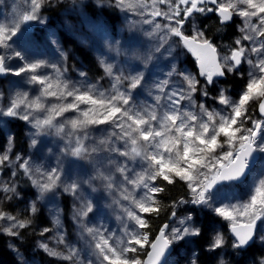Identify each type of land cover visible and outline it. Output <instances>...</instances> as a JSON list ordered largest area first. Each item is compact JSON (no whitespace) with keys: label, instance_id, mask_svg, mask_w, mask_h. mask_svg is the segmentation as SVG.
<instances>
[{"label":"snow or ice","instance_id":"obj_1","mask_svg":"<svg viewBox=\"0 0 264 264\" xmlns=\"http://www.w3.org/2000/svg\"><path fill=\"white\" fill-rule=\"evenodd\" d=\"M93 3L98 9L120 12L126 19L136 17L129 28L139 27L154 40L151 54L143 57V65L138 64L137 69L147 70L149 62L167 54L170 70L163 79L153 81L148 92L151 102L141 103L136 97L137 90L143 92L147 83L144 71L125 74L124 69L102 58L99 63L109 78V87L104 88L99 81L89 82L83 71L79 72L83 81L74 82L62 64L32 58L16 49V41L32 23L46 22L42 11L54 6V0H25L22 13L13 11L11 16L0 18V77L23 76L35 88V94L31 89L12 91L7 100L0 91V125L12 119L25 122L31 130L32 148L37 146L38 137L55 135L64 141L63 154L77 160L93 162L100 153H107L104 170L97 167L90 178L69 179L59 159L55 167L46 169L31 156L14 152L15 135L7 132L6 146L0 152V235L20 240L21 230L30 228L40 211L38 201L64 194L75 202L72 218L91 238L90 244L81 249L66 241L62 209L57 208L53 211V239L63 247L58 250L48 242H39L37 247L66 264H169L173 245L187 243L202 232L192 212L177 215V209L186 205L210 211L228 222L231 239L216 231L205 246L206 252L230 248L239 255L257 244L264 248V168L255 173L253 169L257 157H264V0ZM4 4L5 0H0V5ZM209 15L216 16L222 27L239 20V35L231 45H224V52L195 22L197 16ZM145 25L147 29H143ZM108 48L128 61L141 59L136 52L122 53L118 42L114 49L112 44ZM177 49L195 58L197 72L177 68L178 56L173 54ZM60 56L67 59L64 51ZM13 60L18 61L16 66ZM229 75L243 81L239 93L233 97L230 88L221 87L217 95H211L210 86ZM209 100L220 107L209 105ZM257 110L259 118H254ZM97 129L99 137L93 135ZM114 173H119V181ZM18 177L26 178L36 191V199L28 201L23 217L4 207L23 200ZM97 180L110 193L119 192V197L113 198L122 210L117 216L123 221L119 235L89 220L97 205L83 191L85 185L95 191L92 184ZM245 183L248 191L244 198L228 195L234 186ZM169 185H182L187 197L163 205L159 195ZM168 208L169 219L175 223H164L154 230L152 219ZM51 231L45 227L39 234ZM9 247L17 250L15 244ZM23 261L18 252V264ZM189 264H198V253L192 254ZM219 264L226 261L220 259ZM251 264H264V254Z\"/></svg>","mask_w":264,"mask_h":264},{"label":"rangeland","instance_id":"obj_2","mask_svg":"<svg viewBox=\"0 0 264 264\" xmlns=\"http://www.w3.org/2000/svg\"><path fill=\"white\" fill-rule=\"evenodd\" d=\"M86 1L87 0H54V6L52 7L61 5L64 11L58 16V18H53L52 20L44 16L46 18V22L43 24L37 22L39 28H41V31H38V33L36 34L32 33L34 29L31 30V28L33 27L32 25H30L27 32L16 41V49L24 52L25 55L32 58H43L53 63L62 64L67 69V76L70 77L74 82L83 81L84 78L79 77V72L83 71L87 73V80L89 82L95 83L96 81H99L102 87L108 88L109 78L104 75V70L99 63L102 58L107 62H111L117 67L124 69L125 74L133 70H137L136 66H134L131 62H128L124 55H117L114 50H110L108 48V45L112 44L114 49L115 47H117L118 42V46L122 53L132 49L134 52L139 53L143 62V57L151 54L152 48L154 47V40L147 37L144 34V31L139 27L135 29L129 28L130 22L137 19L136 17L130 16L126 19L124 16L120 21L110 23V20L104 14L100 13L95 16H91L83 7ZM78 8L79 12L77 11ZM24 10H26L25 0H5V4L0 5V18L11 16L13 11L19 14ZM197 20L198 16L196 17L195 22H197ZM237 24H239L238 19L234 24V38L239 35L236 29ZM147 27L148 26L145 25L143 26V29H147ZM60 29H65L69 35L73 36L82 46H84L87 50L94 54L101 68V75H89L86 66L82 62L77 61V59H79V56L77 54L78 52L73 50V46L69 41H65L59 35L58 31ZM61 51L67 53L66 60H63L61 58ZM175 52L177 53H175L174 55L178 56V59L176 61L177 68L187 69L188 71L195 73L196 71L193 66H191V64L186 60L185 52L179 49H177ZM166 59L169 60V64L167 66H164V60ZM12 64L13 66H16L18 64V61L13 60ZM148 65L151 66L153 71H159V69H162V74L154 72L151 77L152 79H163L166 73L170 70V57L165 54L163 58L159 60L154 59L153 61L149 62ZM242 69L246 71V66L242 65ZM236 78L239 79L238 77ZM173 79L175 80V77H173ZM240 81L241 82L237 83L236 86H225L224 81L221 80L218 84L215 85L213 96L218 94L221 87H224L230 88V94L235 97L236 95H233L232 92H237V94L239 93L243 84V81ZM152 83H146L143 92H140L139 89L137 90L139 94L136 98L139 102H151V97L148 98L146 96V93L148 88L152 91ZM30 89L32 91V94H35V88L31 85H28L23 76L16 77L14 75H8L4 78L0 77V91L4 93L5 100H7V97L12 91ZM197 95L198 96H196V99L199 102L201 98L199 97V94ZM207 103L213 107H220L210 100L207 101ZM254 118H259L258 110L254 112ZM2 126L7 130L6 132H11L10 125L6 123ZM100 127L101 129H103L107 126ZM30 131L31 130L26 125V138L28 140L29 150L26 154H22L24 156H31L34 162L42 165L44 168L48 169L55 167L56 162L59 159L62 161L65 176H67L69 179L73 178L74 176L80 179L90 178L95 174L97 167H100L101 170H104L107 153H100L97 159L93 162L77 160L75 158L65 156L62 152V149L64 148V141L55 135H45L38 137L39 142L37 146L35 148H32L30 146ZM93 135L99 137L101 135L100 129L94 130ZM108 167L114 168V166L111 165H109ZM260 168H264V157H260L257 164L253 167L254 173ZM7 175L8 174L6 172L4 178H7ZM114 177L116 181H119V173H114ZM92 187L95 188V191H92V188L87 185L84 186L83 191V195L91 198L97 205L96 213L93 216H90L89 220L97 226L103 224L104 227L108 228L112 232H116L119 235L120 229L123 226V221L118 220L117 216L121 215L122 210L118 205L113 203L114 196L118 198L119 192L114 191L110 193L106 188L103 187V184L99 180L94 181ZM18 191H20L19 188ZM129 191H131L130 186ZM247 191L248 185L247 183H245L239 186H234L229 191L228 195L244 198L247 194ZM136 195H138V193H136ZM64 196L66 195L61 194L58 198H51L50 196H48L47 199L38 201L37 203L38 208L40 209L43 207L44 213L47 214V216L44 215L47 219L45 223L38 216L34 217L35 226H38L36 228L38 234H36L35 247L42 252L43 250L37 247L39 242H48L50 247H57L58 250L59 248L63 247V245L57 246L55 244V240L53 239L56 235V229L53 225V211L57 208L62 209L61 219L64 232L66 233V241L70 244L76 245L81 249H86L91 242V238L88 236V234L82 233L80 227L72 218V204L75 202L73 201L72 197L67 195L68 204L70 205H68V207L67 204L63 201ZM34 199H36V193L35 195L28 196L26 200V207H28V201ZM4 207L6 208V210L8 208L16 209V213L19 212L21 217L27 215V212L23 207V201L14 200L11 203H6ZM189 212L193 213L198 226H200L199 221L202 219L205 213H208V215H212L214 218L210 221L211 228L209 230V236H212L216 231L223 232L226 236L224 228L225 223L228 224L227 221H224L219 217L217 218V216L213 215L210 211H201L200 209H194L192 205H188V209L186 210H183L182 207L177 209V215L181 217L189 214ZM34 218L32 225L34 224ZM174 223L175 221L173 220H170L169 222L170 226ZM45 227L52 228L53 231L45 234L44 236H41L39 234L40 230ZM22 231L23 230H21V233ZM24 241L25 240H22L21 238L16 243L17 250L22 255L23 253L21 251V248H23V246L25 245L23 244ZM192 241L196 242V238H191L187 243L181 241L178 245L182 246L183 243L189 244L192 243ZM173 246H175V248L177 247V245ZM192 254L193 253L188 255ZM168 260L169 264H173L172 262H177L178 258L173 254ZM189 260V257L184 258V261H186L187 263H189ZM25 264H36V262L31 259L25 258Z\"/></svg>","mask_w":264,"mask_h":264},{"label":"trees","instance_id":"obj_3","mask_svg":"<svg viewBox=\"0 0 264 264\" xmlns=\"http://www.w3.org/2000/svg\"><path fill=\"white\" fill-rule=\"evenodd\" d=\"M24 2V1H23ZM88 13L91 16H95L97 14H104L107 16V18L111 22H118L120 21L124 15L120 12H117L115 10H108V9H98L96 5L93 3V0H87L83 6ZM62 6L59 5L57 7H45V9L42 11V15L52 20L53 18H58V16L63 12ZM79 12V8L77 9ZM197 26L204 29L206 35L212 39L213 43L220 46L221 51L224 52V45H231L233 42L234 36V24L228 25V26H221L217 17L214 15H209L207 17L204 16H198L197 20ZM33 28V34L38 33V31H41V28H39L37 22H34L31 24ZM186 30L190 32V25H185ZM59 35L65 40L69 41L72 46L73 50L77 51L79 59H77L78 62H82L86 68L89 75L95 76V75H101V68L98 64V61L93 53H91L89 50H87L84 46H82L78 40H76L73 36L69 35L68 32L64 29H60L58 31ZM223 37V38H220ZM134 52L132 49L128 50ZM177 52H174L175 54ZM139 54V53H138ZM186 54V60L193 66L195 71L197 72V66L195 58L190 53ZM93 62V63H92ZM131 62L134 66L143 65L142 59L140 60H131L128 61ZM169 64V60H164V66H167ZM139 71L145 72V77L147 83H152L154 79H152V75L154 72H158L159 74H162V69H159V71H153L151 66H147V70L144 68L137 69ZM202 79V78H201ZM224 81V85H230V86H236L237 83L241 82L239 79L236 78L235 75H229L227 79H221ZM215 85L210 86L209 91L211 95L214 94ZM151 90L148 88L146 96H148V92ZM233 95H237V92H232ZM198 96V95H197ZM8 125H10L11 132L15 135V147L14 152L20 153V154H26L29 150L28 140L26 138V124L25 122L18 120V119H12L7 122ZM7 130L0 125V152L5 148L6 146V132ZM19 190L21 191L23 195V207L26 210V200L28 196L35 195L36 191L35 189L31 188L28 184L26 178H19ZM159 183V181H158ZM181 196L187 197V190L182 185H169L167 186L165 193H161L159 195V199L161 200L163 205H168L172 200H178ZM48 196L45 197L47 199ZM18 201V200H17ZM63 201L68 204V197L67 195L63 197ZM70 206V205H69ZM68 206V207H69ZM183 210L188 209V205L182 207ZM8 211L12 212L13 214H16V209L14 208H8ZM49 211V210H48ZM171 212V209L168 208L166 211H162L160 216L158 218L152 219V228L154 230L158 229L160 226H162L164 223H169V214ZM49 213V212H48ZM47 216L46 213L43 211V207L40 208V211L36 216H38L41 220L46 222L45 216ZM35 216V217H36ZM68 218V216H67ZM214 217L212 215H208V213H205L202 217V219L199 221V225L201 226L202 232L199 237L196 238V242L189 243V244H182L177 245L176 248H174L173 254L178 258V261H173V264H189L186 261H184L185 257L191 258L192 255H188L191 253H198V264H219L220 259H224L226 261V264H251V261L258 258L260 255L264 254V248H261L259 244L254 246L252 249H250L246 253H242L239 255H234L232 253V250L226 249L223 252L220 250H217V252H206L205 246L210 241L211 235L209 236V230L211 228L210 221ZM218 218V217H217ZM38 226H35V218H34V224L27 229H24L21 233L22 240H25L23 244V248H21V251L23 253L24 261L23 264H25V258L31 259L36 262V264H65L66 262L60 261L57 258L50 257L46 253L42 252L41 250H38L35 247V241H36V234ZM213 230V229H212ZM226 232V238L229 240L231 239L230 234L228 232V224L225 223ZM19 240H15L12 237L8 238L5 235H0V264H18V250H13L9 247V244H15ZM17 249V247H16ZM20 253V252H19ZM21 254V253H20Z\"/></svg>","mask_w":264,"mask_h":264},{"label":"water","instance_id":"obj_4","mask_svg":"<svg viewBox=\"0 0 264 264\" xmlns=\"http://www.w3.org/2000/svg\"><path fill=\"white\" fill-rule=\"evenodd\" d=\"M5 76H3L2 78H4ZM259 156L257 157V162H258V160H259ZM257 162L253 165V167L257 164Z\"/></svg>","mask_w":264,"mask_h":264},{"label":"bare ground","instance_id":"obj_5","mask_svg":"<svg viewBox=\"0 0 264 264\" xmlns=\"http://www.w3.org/2000/svg\"><path fill=\"white\" fill-rule=\"evenodd\" d=\"M93 63V62H92Z\"/></svg>","mask_w":264,"mask_h":264}]
</instances>
